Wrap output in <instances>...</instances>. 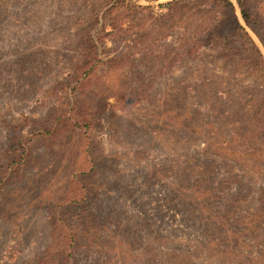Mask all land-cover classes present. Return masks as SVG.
Here are the masks:
<instances>
[{
    "label": "rangeland",
    "instance_id": "obj_1",
    "mask_svg": "<svg viewBox=\"0 0 264 264\" xmlns=\"http://www.w3.org/2000/svg\"><path fill=\"white\" fill-rule=\"evenodd\" d=\"M231 1L264 58L263 42L243 19L238 0ZM116 2L0 0V150L6 148L7 155L16 143L28 146L18 170L0 162V264H33L53 245L54 224L63 216L80 232L75 264H247L230 254L242 232L237 228L251 226L249 208L259 201L264 176L250 173L241 160L226 165L218 156L207 158L205 139L187 120L189 111L196 118L194 109L222 103L221 95L229 96L226 106H243L250 94H258L252 91L255 83L250 77L241 84L228 79L219 89L215 76L227 75L228 63L212 61L208 50L202 60L174 53L183 29L146 55L133 53L132 65L107 71L111 59L133 50L137 35L168 22L157 20L160 8L131 6L166 3ZM248 2L264 20V0ZM113 24L124 28L116 40L108 34ZM89 30L94 39L87 43L82 39ZM88 44L95 47L98 67L76 73L87 62ZM77 76L83 87L95 78V87L76 94V83L63 87ZM209 76L207 86L202 80ZM68 95L79 104L91 102L96 112L87 151L88 140L64 122L53 136L35 133V125L59 123L53 116L66 111ZM83 166L95 171L81 181ZM212 173L214 187L225 178L233 190L244 184L242 195L250 201L240 212L224 215L226 203L201 199L212 188ZM85 197L84 203L69 204ZM260 208L257 230L264 229ZM256 234L240 240L251 244ZM253 248L243 253L253 257L264 243Z\"/></svg>",
    "mask_w": 264,
    "mask_h": 264
},
{
    "label": "trees",
    "instance_id": "obj_2",
    "mask_svg": "<svg viewBox=\"0 0 264 264\" xmlns=\"http://www.w3.org/2000/svg\"><path fill=\"white\" fill-rule=\"evenodd\" d=\"M238 2L243 19L257 33L264 44V32L259 30V27L264 26L263 18L261 19L259 14L252 11L248 0H238ZM116 3V6L120 7L122 6L121 3H126V0H117ZM131 6L134 9L142 10H158L160 8L163 12L156 11L157 20L161 21L164 19L168 20V22L158 27L155 24L153 25L155 28L150 32L141 36L137 35L134 38L133 50L121 52L116 59H111L109 66H107V71L116 70L130 63L132 65L133 53L141 51L146 55L154 48H158L160 45L157 44L167 40L172 33L183 29V32H185L184 36L182 32L181 43L177 47L178 52L174 53L184 54L185 52L188 57H199V60H202V57L207 55L203 50H208L210 53L207 56L212 61H224L229 65L227 75L215 76L216 82L220 81V84H222L219 89H223V84H227L229 80L231 84H241L243 78L250 77L255 83L252 91L258 93L257 95L250 94L249 100L246 102L244 100L245 104L240 107L226 106L229 96L222 98L223 95H221L219 98L217 96L214 97L222 100L224 105L222 103L217 106L211 104L210 106H202L203 109H194L196 118L192 117L191 111H189L190 117L187 120L189 125H194V129L207 143L205 149L206 157L209 158L211 155L218 156L226 165H230L231 160H241L248 167L250 173L264 176V58L259 47L241 24L236 14L234 3L231 0H177L158 7ZM93 19L94 23L99 22L96 14ZM123 29L122 26L113 24V32L108 34L113 35V39L116 40L119 38V34L116 33ZM100 38L98 37V39ZM93 39L92 32L89 30L82 40H86L89 43L93 42ZM130 48H132V45ZM85 49L89 51L88 54H85L87 62L85 61L86 63H83L76 73H80L83 69L87 71L98 67L96 64L97 60H94L96 57L95 47L88 44ZM175 58H173V62H177ZM240 75H242V79L234 78ZM80 79L77 76L75 78L76 82L71 79L67 82H62V85L67 88L72 83H76L77 85L72 91L74 94L78 92V89L89 90V88L95 87V78L92 79L91 87H83L85 83L80 84ZM202 81H204L202 83L210 86L211 77H206ZM239 89L236 93L242 92L244 87ZM220 91L223 92L224 90ZM98 94H101L100 91ZM58 98L64 99V97L60 98V96ZM65 107V112L60 111L53 116L54 120L59 122L58 124L49 126L45 124L35 125V133L39 136H53L56 134L57 126L64 122L70 132L77 131L76 133L88 140L85 149L87 151L92 137V130L95 128L97 121L96 112L91 102L79 104L70 95L67 97ZM183 115H188V112L186 111ZM23 143V141L16 143L12 151L7 155L5 154L8 150L2 147L0 150V162L4 169L9 171L18 170L25 162L28 146ZM7 145L9 146V143ZM18 145L25 148L17 147ZM211 163L214 162L211 161ZM93 169L94 167H80L82 171L79 172L80 180L83 181L87 174H92L95 171ZM210 176L213 179V182L210 183L212 188H205L203 193L200 192V197L207 202L213 200V203H215L218 200V203H226L227 211L224 212L222 209L224 215L233 211L240 212L239 208L250 201L242 195L244 184L239 189L233 190L229 188V183L226 181L228 178H225L218 182L217 187H214L217 182L215 173L210 174ZM223 184L226 185L223 186ZM219 190L222 191V196L216 195V191L218 193L220 192ZM245 193H248L247 190ZM260 194L258 203L251 205L249 208L250 211L252 210L251 226L244 227L246 226L244 222V224L242 223V228H237L242 230V232L236 235L235 246L230 254L234 258H242L247 264H264V249L259 250L253 257L243 253L244 250L253 251L254 246L264 243V229L257 230L259 224L263 222L261 216L263 210L260 207L264 208V187L261 189ZM85 201L86 197L83 200L71 198L69 204L78 205ZM213 203L212 206L216 205ZM66 207L67 205L64 206V208ZM207 211H211V209L207 208ZM237 223L241 225L240 221H237ZM233 225L236 226L234 220ZM54 229L55 239H53V245L51 244L50 249L37 256L33 264H75V249L79 244L80 238L79 229L73 226L64 216L57 218ZM250 233L260 234H256V240L251 244H245L243 240H240L241 237L244 235L249 236ZM54 242H56L55 246Z\"/></svg>",
    "mask_w": 264,
    "mask_h": 264
},
{
    "label": "water",
    "instance_id": "obj_3",
    "mask_svg": "<svg viewBox=\"0 0 264 264\" xmlns=\"http://www.w3.org/2000/svg\"><path fill=\"white\" fill-rule=\"evenodd\" d=\"M133 3L136 4H148V5H154V4H158V3H168L174 0H129Z\"/></svg>",
    "mask_w": 264,
    "mask_h": 264
}]
</instances>
